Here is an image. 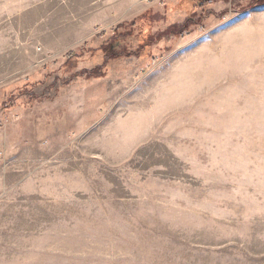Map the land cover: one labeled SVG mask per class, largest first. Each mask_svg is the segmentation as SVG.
<instances>
[{
  "label": "rangeland",
  "instance_id": "374dc122",
  "mask_svg": "<svg viewBox=\"0 0 264 264\" xmlns=\"http://www.w3.org/2000/svg\"><path fill=\"white\" fill-rule=\"evenodd\" d=\"M259 1L0 0V264H264Z\"/></svg>",
  "mask_w": 264,
  "mask_h": 264
},
{
  "label": "trees",
  "instance_id": "16d2710c",
  "mask_svg": "<svg viewBox=\"0 0 264 264\" xmlns=\"http://www.w3.org/2000/svg\"><path fill=\"white\" fill-rule=\"evenodd\" d=\"M200 1L203 2V0H200ZM258 3H259V4H264V0H260ZM190 23H191V22H187V23H185V25H184L183 28H187V27H189V26H190ZM104 49H105V52H108V53H109L108 55L111 54V53H110V52H112V50H111V44H110V45H107ZM112 53H113V52H112Z\"/></svg>",
  "mask_w": 264,
  "mask_h": 264
}]
</instances>
